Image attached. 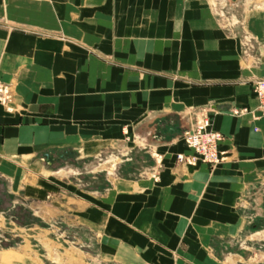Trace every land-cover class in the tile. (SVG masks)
I'll return each mask as SVG.
<instances>
[{"label":"crops","instance_id":"1","mask_svg":"<svg viewBox=\"0 0 264 264\" xmlns=\"http://www.w3.org/2000/svg\"><path fill=\"white\" fill-rule=\"evenodd\" d=\"M208 3L0 0V82L13 90L0 104V167L32 200L72 201L99 235L98 263L264 254V229L250 228L264 215L253 90L264 78V2L231 27ZM203 116L224 135L214 167L177 159L192 154L184 135Z\"/></svg>","mask_w":264,"mask_h":264},{"label":"rangeland","instance_id":"2","mask_svg":"<svg viewBox=\"0 0 264 264\" xmlns=\"http://www.w3.org/2000/svg\"><path fill=\"white\" fill-rule=\"evenodd\" d=\"M263 2L210 0L208 5L231 27L238 25L246 7ZM9 175L0 167V264H101L96 256L99 235L88 221L73 214L72 201L61 199L60 210L55 199L32 200L25 194L24 183L10 188ZM250 228L255 232L264 229V215ZM259 250L252 251L251 263L264 264Z\"/></svg>","mask_w":264,"mask_h":264},{"label":"built area","instance_id":"3","mask_svg":"<svg viewBox=\"0 0 264 264\" xmlns=\"http://www.w3.org/2000/svg\"><path fill=\"white\" fill-rule=\"evenodd\" d=\"M253 90L259 101V108L264 113V78L253 80ZM12 100L13 90L11 86L0 82V104L9 108ZM246 111L247 109H236L234 114L242 115ZM184 140L192 154L189 156L179 154L178 161L189 164H196L201 161L210 165H217L223 161L224 156L220 151V144L224 140V135L212 128V122L208 116L197 119L191 129L185 133Z\"/></svg>","mask_w":264,"mask_h":264}]
</instances>
